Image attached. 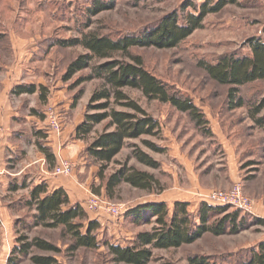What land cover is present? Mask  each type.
Masks as SVG:
<instances>
[{
  "label": "rangeland",
  "instance_id": "rangeland-1",
  "mask_svg": "<svg viewBox=\"0 0 264 264\" xmlns=\"http://www.w3.org/2000/svg\"><path fill=\"white\" fill-rule=\"evenodd\" d=\"M100 1L106 4L111 1L112 6L89 15L87 10L93 7L94 0H0V70L4 67L18 69L21 66L24 73L30 70L29 75L23 76L22 72L25 79L22 84H33L40 80L47 90L54 88V110L62 132L58 141L63 143L60 156L62 160L72 163L67 174H53V168L46 167V161L40 160L34 146L26 145L23 149L19 145L16 158L10 157L7 152L0 158V171L13 175L35 174L38 171L53 177L55 183H68L73 193L87 199H100L102 208L99 214L88 211L102 218L101 228L97 230L99 242L110 239L111 242L130 244L138 232L151 230L154 224L146 212L142 217H137L138 221L136 217L125 215L146 200L167 199L170 201L169 209H172L174 205L171 202L175 199L198 203L200 199L208 200L217 191L231 195L237 185L240 188L239 197L248 199L252 210L264 206V128L257 122V119H262L264 124V107L254 112L255 106L264 97V80L241 86L238 95L243 98L244 105L229 109L228 87L211 79L199 66V61L215 62L217 57L224 54L247 55L248 38L256 36L264 41V0H238L237 4L208 13L202 26L176 47L135 46L130 49V54L141 56L145 68L163 81L170 92L191 98L203 113L208 132L202 126H197L188 113L178 111L171 104L150 100L138 89L124 88L127 97L158 121L160 130L155 135L127 139L126 145L107 166L104 174L108 176L126 164L151 173L158 183L151 192L122 183L113 191L112 197H108L101 187L97 176L98 165L87 157V141L79 140L72 144L68 140L73 138L76 123L84 118L89 98L93 90L100 87L101 79L93 78L76 85L77 78L92 73V67H88L64 81L62 75L68 63L85 49L80 45L61 47L54 42L80 37L88 31L113 39L124 34L136 35L171 11H176L180 23H184L188 14H197V9L187 6V3L199 7L206 0ZM23 54L32 57L25 62ZM115 57L128 60L120 53H115ZM103 60L94 59L91 66ZM4 80L3 74H0V90ZM20 101L26 110L34 108L45 111L49 106L48 102L40 103L37 94L23 96ZM66 102L69 103L67 108L63 106ZM103 127L104 122L97 124L88 140L101 132ZM63 134L68 135L66 140H61ZM143 139H149L162 151L149 149ZM134 144L148 153L158 166L153 168L135 160L131 156L130 146ZM94 189H100V193L96 194ZM25 192L22 189L12 195L0 189V264H8L10 255L13 259L18 257L16 264H36L31 259L33 255L52 257V264H123L115 263L104 245L72 250L74 241L61 227L35 225L32 218L34 211L22 206L21 199ZM112 206H120L123 214L111 217L106 208ZM190 206L189 211L197 223L196 212L191 210L195 207ZM228 207L230 211L235 210ZM240 214L245 219L235 232L226 231L221 235L206 232L194 242L177 248L154 249L147 264H192L191 257L235 264L264 237V226L251 220L252 212L244 214L241 211ZM219 217L214 216L211 221ZM19 235H25L28 239H44L57 251L32 248L25 255L13 253Z\"/></svg>",
  "mask_w": 264,
  "mask_h": 264
},
{
  "label": "trees",
  "instance_id": "trees-1",
  "mask_svg": "<svg viewBox=\"0 0 264 264\" xmlns=\"http://www.w3.org/2000/svg\"><path fill=\"white\" fill-rule=\"evenodd\" d=\"M109 2L106 4L94 0L93 7L87 10L89 15L110 8L112 4ZM237 3L238 0L212 2L206 0L196 7L190 2L187 6L196 8L197 14H188L184 23H180L176 11H171L156 24L136 35L124 34L113 39L95 31H88L82 33L80 37L54 42L61 47L80 45L85 49V52L68 63L62 75L64 81L88 67H92V73L77 78L76 85L93 78L101 79V85L93 90L87 105L88 110L83 120L76 126L75 133L77 138L87 141V157L98 165L97 176L108 197H112L113 191L122 183L147 192H151L153 186L158 183L151 173L126 164L108 176L104 174L107 166L126 145L127 139L155 135L160 130L158 121L136 101L127 97L123 92L124 88L138 89L150 100L156 99L171 104L178 111L188 113L197 126H202L206 133L208 132L205 127L207 121L191 98L170 92L163 81L145 68L141 56L130 54V49L135 46L176 47L195 29L202 26V21L208 13L218 12L229 4ZM246 45L249 48L247 55L231 53L217 57L215 62L199 61V66L211 79L228 87L229 109L244 105L243 98L238 95L241 86L256 80H264V41L254 36L246 40ZM115 53L127 56L128 60L116 58ZM94 59L104 60L91 66ZM36 87L34 84H20L16 85L12 92L16 95L32 94L36 91ZM38 89L39 99L45 100L46 87L39 85ZM263 107L264 97L259 105L255 106L254 112H258ZM102 122H104L102 131L88 140L95 126ZM257 122L264 128L262 119H257ZM143 143L153 151H162V148L149 139H143ZM130 146L131 156L135 160L153 168L158 166L157 162L140 147L135 144ZM17 188L15 184L10 185L12 191ZM93 192L99 194L100 189H94ZM21 200L22 206L34 211L32 218L35 225L61 227L70 234L74 241L72 250L81 247L97 248L103 244L112 256V260L123 264H147L153 256L154 249L177 248L194 242L206 232L214 235H221L226 231L235 232L245 219L239 209L230 211L228 205H212L204 201L197 210V223H195L187 202H176L172 209H169L165 202H147L140 204L136 210L134 208L127 211L125 215L136 217L137 220V217H142L146 212L154 224L152 229L138 232L132 243L121 246L108 241L99 242L97 230L100 224L94 219H89L83 206L78 203L71 204L62 188L47 193L46 185L39 182L31 186L29 197H22ZM214 216L220 217L211 221ZM252 219L256 223H262L261 219L253 216ZM17 238L18 244L13 248V253L25 255L32 248L57 251L54 245L39 237L28 239L25 235H19ZM17 259L18 257L13 259L10 255L8 264H16ZM31 259L36 264H52L54 260L52 257L40 255H33ZM190 261L192 264H220L205 257L200 259L191 257ZM235 264H264V241L251 248L249 255Z\"/></svg>",
  "mask_w": 264,
  "mask_h": 264
},
{
  "label": "crops",
  "instance_id": "crops-1",
  "mask_svg": "<svg viewBox=\"0 0 264 264\" xmlns=\"http://www.w3.org/2000/svg\"><path fill=\"white\" fill-rule=\"evenodd\" d=\"M10 44L12 46L11 42ZM22 57L23 58L25 57L24 61L28 62V60L32 56L31 55L26 56V54H23ZM20 67L18 69L16 68L12 69L11 67H4L3 69L0 70V74H3V78L5 79L4 85L2 86V89L0 90V158H2V156H4L6 152L10 157L16 158V153H17L16 148H19V145H21V148L23 149L26 147V145L30 147L34 146L35 149L37 150L36 153L40 155V160L41 161L45 160L46 167H49L51 169L63 159V157L60 156V151L62 153L61 145L63 143H61L60 140L58 141V138L62 132H61V129L59 132H56V133L54 131L47 129L45 125V120H44L45 111H38L37 109H34V108L31 110L30 109L26 110L22 108L21 104L19 103L21 102L20 99H22L23 96H27V95H34V94L39 95V92H40L38 89L39 84L43 86L45 84L43 83V81H40V80L35 81L33 84L36 85L37 87H36V91L32 94L20 93L16 95L15 93H13L12 92L13 86L20 85L22 84V82H25L24 77H22V72H23V76L24 74L29 75L30 70H26L24 73V71H21ZM38 78H40V76H38ZM5 83L7 84L5 85ZM45 98H46L45 100H40V103L45 104L48 102L49 105L54 106V88H51V90L46 89ZM63 106L67 108V106H69V103L67 102L63 103ZM80 122L76 123V125L74 126V130L72 133L73 138L70 139L68 138V135L66 136V134L65 135L63 134L61 136V140L63 139L66 140V138H68V140H71L72 144H76L77 141L82 140V139L77 138L76 133H75L76 126ZM82 141H85V140H82ZM47 162L49 163L48 165H47ZM80 165L84 166L82 164ZM3 167H4V164L1 170H3ZM3 171H0V189H3L6 192H9L12 195H15L19 190L23 189V190H26L25 195L23 197H29L31 186L33 184L43 182L47 187V193H50L54 191L55 189L62 188L67 193L71 204L78 203L84 207V201L87 199V197L80 196L77 193H73L71 186L66 182L59 181L58 183H55L53 177L47 174L44 175L41 172L37 173L38 171L35 174L25 173L22 175L20 173L18 175H13L9 173H4ZM12 184H15L18 187L14 191L10 189V185ZM14 201L15 203H18V200L14 199ZM179 201L187 202L188 210H189V206L193 205L195 208H192L191 210L196 213L202 202L205 201L207 203H210L206 199H200L198 203L193 202L192 200H187V199H175L171 203L174 205L176 202H179ZM147 202H165L168 207L170 205L169 204L170 201H168L167 199L143 201V203H147ZM15 205L17 206V204ZM259 208L260 209L254 208L252 210V216L255 218L261 219L262 221L261 225L264 226V206L261 205ZM1 211L3 212V215H4V211L2 209ZM85 211L87 212L89 219L96 220L100 224L99 228H101V224H102L101 216L98 215L99 217H96L95 213H92V212L88 213L86 209ZM1 221H2V217L0 215V223ZM98 238H99V233H97V239ZM104 240L108 241L111 244H115V245H121V246L128 245L127 243L121 244L119 242H111L110 239H103L102 241ZM262 241H264V237L260 239L259 242H262ZM16 245L17 244H15L14 246ZM249 250H248L247 256L249 255ZM224 264H230V263H224Z\"/></svg>",
  "mask_w": 264,
  "mask_h": 264
},
{
  "label": "built area",
  "instance_id": "built-area-1",
  "mask_svg": "<svg viewBox=\"0 0 264 264\" xmlns=\"http://www.w3.org/2000/svg\"><path fill=\"white\" fill-rule=\"evenodd\" d=\"M44 117H45L44 118L45 125L48 130H51V131L60 130V120L54 110V106L49 105L46 108L44 112ZM71 168H72V163L62 160L53 167V174L54 173L55 174H67L71 170ZM234 189H235L236 194L234 191L230 193L231 195H228L225 192L223 193L222 191H217L213 193L212 197H209L207 201L215 205H228L235 209H239L244 213H251L252 207H251L250 201H248V199H243L239 197V193H240L239 186L235 185ZM99 200L100 199L93 198V197L90 199H86L84 201L85 209L87 211H92V212L99 214V210L101 211V208H102L101 207L102 202H99ZM106 211L113 218L119 217L120 215L123 214L122 208L120 206L107 207Z\"/></svg>",
  "mask_w": 264,
  "mask_h": 264
}]
</instances>
